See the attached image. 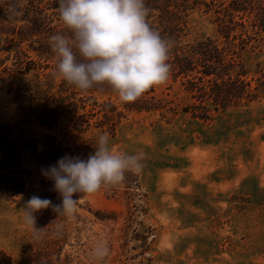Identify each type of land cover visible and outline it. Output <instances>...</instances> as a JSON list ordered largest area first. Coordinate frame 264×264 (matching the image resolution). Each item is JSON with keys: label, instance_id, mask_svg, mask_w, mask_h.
I'll return each mask as SVG.
<instances>
[{"label": "rangeland", "instance_id": "obj_1", "mask_svg": "<svg viewBox=\"0 0 264 264\" xmlns=\"http://www.w3.org/2000/svg\"><path fill=\"white\" fill-rule=\"evenodd\" d=\"M5 7L0 0V9ZM187 24L185 41L216 36L212 13L191 10ZM244 59L255 87L256 79L264 81V38ZM154 91L173 102L176 115L132 111L114 133L94 129L74 141L80 146L75 157L83 160L104 133L114 153L141 155L136 172L144 212L131 217L124 189L113 195L102 187L83 195L72 216L44 224L40 241L39 214L33 213L35 230L25 223L24 208L38 192L42 169L25 156L32 173L23 194L0 201V248L12 264H264V94L201 121L182 112L197 101L179 80L169 77ZM110 97L123 103L116 93ZM21 122L17 105L0 92V123L13 126L16 136L42 133ZM98 246L109 250L102 259L93 254Z\"/></svg>", "mask_w": 264, "mask_h": 264}, {"label": "trees", "instance_id": "obj_2", "mask_svg": "<svg viewBox=\"0 0 264 264\" xmlns=\"http://www.w3.org/2000/svg\"><path fill=\"white\" fill-rule=\"evenodd\" d=\"M4 1L7 7L0 9V92L17 105L23 125L36 126L42 133L16 136L13 126L0 123V201L23 194L25 180L32 173L24 167L25 156L46 169L64 156L75 157L80 146L74 141L91 130L114 133L129 112L176 115L173 102L158 97L154 87L135 102L120 105L111 99L116 92L108 85L82 92L63 79L56 81L57 59L50 37L67 34L57 12L59 0H49L48 7L41 6L43 0H28L23 15L15 18L9 16V0ZM145 5L151 28L171 41L169 77L179 80L197 101L183 108V113L207 121L214 113L247 105L264 94V81L256 79L252 87L247 80L250 71L244 59L264 38V0H145ZM194 9L213 14L215 37L185 41L188 12ZM23 66L26 72H22ZM31 69L37 73L30 76ZM107 187L113 195L124 189L131 217L144 212L145 195L140 192L136 171L126 172L119 185ZM34 195L53 205L62 203L54 181L44 176ZM37 212L41 222L37 238L41 241L43 225H54L61 216L51 206ZM0 264H12L11 256L1 248Z\"/></svg>", "mask_w": 264, "mask_h": 264}, {"label": "clouds", "instance_id": "obj_3", "mask_svg": "<svg viewBox=\"0 0 264 264\" xmlns=\"http://www.w3.org/2000/svg\"><path fill=\"white\" fill-rule=\"evenodd\" d=\"M27 7L28 0H9L10 18L22 16ZM57 12L67 34L51 36L50 47L57 59L56 75L68 84L82 92L108 85L121 102L131 103L169 79L171 41L147 22L145 0H59ZM94 147L87 160L64 156L42 169V175L54 181L62 203L53 205L33 195L24 208L27 225L35 229L33 213L50 206L58 217L72 216L83 195L117 186L126 172L141 167V155L114 153L107 133L98 137ZM74 194L80 197L74 199ZM108 251L98 246L93 254L102 259Z\"/></svg>", "mask_w": 264, "mask_h": 264}]
</instances>
